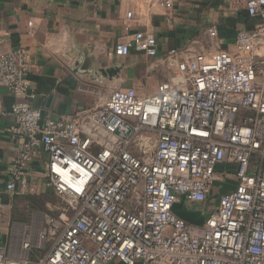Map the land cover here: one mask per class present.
<instances>
[{
	"label": "built area",
	"instance_id": "1",
	"mask_svg": "<svg viewBox=\"0 0 264 264\" xmlns=\"http://www.w3.org/2000/svg\"><path fill=\"white\" fill-rule=\"evenodd\" d=\"M223 1L254 21L231 50L181 58L171 50L174 75L153 93L123 88L74 116L44 118L31 105L27 53L0 55L20 143L6 192L28 190L25 171L43 155L46 186L65 203L43 216L37 247L51 246L42 257L0 250V264H264V0ZM113 50L153 58L157 38L135 32ZM221 165L234 166V189L202 211L201 226L178 218L171 208L181 200L206 203Z\"/></svg>",
	"mask_w": 264,
	"mask_h": 264
},
{
	"label": "crops",
	"instance_id": "2",
	"mask_svg": "<svg viewBox=\"0 0 264 264\" xmlns=\"http://www.w3.org/2000/svg\"><path fill=\"white\" fill-rule=\"evenodd\" d=\"M253 24L244 14L228 11L223 0H0V55L18 49L27 53L28 80L35 91L31 105L44 118L55 119L90 108L111 88L151 94L174 75L171 50L178 58L231 50L236 32ZM211 27L217 31L213 40L206 34ZM135 32L156 36L157 58L132 51L125 60H109L113 45ZM118 64L123 68L116 78L94 74ZM14 103L0 88V250L13 260L35 262L46 253L37 247L43 216L30 220L28 211L34 199L53 190L46 186V158L41 155L25 171L28 190L21 192L18 186L14 195L6 192L10 163L20 144L10 132L16 122ZM217 173L220 179L206 203L189 208L213 210L218 196L234 189V166L221 165Z\"/></svg>",
	"mask_w": 264,
	"mask_h": 264
},
{
	"label": "water",
	"instance_id": "3",
	"mask_svg": "<svg viewBox=\"0 0 264 264\" xmlns=\"http://www.w3.org/2000/svg\"><path fill=\"white\" fill-rule=\"evenodd\" d=\"M132 54V51L128 53L126 56H118L115 54L114 50L109 53V60H125ZM154 59L157 58L156 56L153 57ZM168 56L163 57V60H166ZM123 66L121 64L109 66L107 68L101 69L98 72H95L94 74L101 75L105 78H116L118 77L120 71L122 70ZM93 75V74H92ZM96 76H92V80H96ZM122 88H111L108 90V93L106 96H109L112 92L118 91ZM50 99L48 100L47 104L49 103ZM171 211L180 219L185 221L188 224L201 226L204 222V213L200 210H193L189 209L184 205V202L181 200L179 203L174 204L171 208Z\"/></svg>",
	"mask_w": 264,
	"mask_h": 264
},
{
	"label": "rangeland",
	"instance_id": "4",
	"mask_svg": "<svg viewBox=\"0 0 264 264\" xmlns=\"http://www.w3.org/2000/svg\"><path fill=\"white\" fill-rule=\"evenodd\" d=\"M210 24H212V22H210ZM62 207H64V201L59 197H57L53 191H47V193H45L44 195H41L37 199H34L32 205H30L28 211V217L30 220L32 219V217L39 219L40 216H44L45 214H47V212H49L50 209L62 208ZM50 246H51L50 244L44 245L43 248L44 252H47Z\"/></svg>",
	"mask_w": 264,
	"mask_h": 264
},
{
	"label": "trees",
	"instance_id": "5",
	"mask_svg": "<svg viewBox=\"0 0 264 264\" xmlns=\"http://www.w3.org/2000/svg\"><path fill=\"white\" fill-rule=\"evenodd\" d=\"M56 195V194H55ZM64 206H65V203H64ZM58 209L59 208H55V209H50V211L49 212H47V214L46 215H56L57 214V212H58Z\"/></svg>",
	"mask_w": 264,
	"mask_h": 264
}]
</instances>
